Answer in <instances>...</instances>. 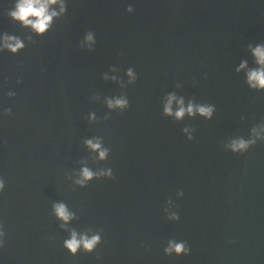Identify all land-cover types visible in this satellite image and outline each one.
Segmentation results:
<instances>
[{"label": "water", "instance_id": "water-1", "mask_svg": "<svg viewBox=\"0 0 264 264\" xmlns=\"http://www.w3.org/2000/svg\"><path fill=\"white\" fill-rule=\"evenodd\" d=\"M15 3L0 0V34L25 42L17 55L0 52L4 264H264V140L244 155L226 147L264 124V92L236 71L253 66L248 46L264 43V0H67L44 36L8 15ZM88 32L92 51L81 47ZM173 92L213 105V117L165 116ZM120 95L130 107L109 110L106 99ZM95 136L109 149L104 161L84 144ZM85 166L115 178L81 187ZM169 199L179 221L164 213ZM59 202L75 213L67 229L101 233L94 252L63 247ZM169 239L191 254L165 255Z\"/></svg>", "mask_w": 264, "mask_h": 264}, {"label": "clouds", "instance_id": "clouds-1", "mask_svg": "<svg viewBox=\"0 0 264 264\" xmlns=\"http://www.w3.org/2000/svg\"><path fill=\"white\" fill-rule=\"evenodd\" d=\"M67 10V0H16L14 9L11 10L8 15L13 20L19 22L22 27L30 29L36 36H44L47 32L51 31L55 20L67 14ZM127 12L132 14L133 8L128 7ZM94 44V33H86L84 40L81 42V47L86 45L88 51H92ZM24 48L25 42L20 37L7 33L0 34V52H9L12 55H17L23 51ZM248 50L252 56L253 66L250 67L248 61L243 60L236 68V71L238 73L244 72L245 83L251 90L264 92V43L256 44L255 46L249 45ZM111 71L115 72L116 69L112 68ZM126 76L128 77L127 84H135L138 79L136 73L131 68L127 70ZM104 79L117 81L118 78L116 76L109 77L107 73H105ZM16 82L17 84L22 83L20 78H17ZM119 83L121 88L126 87L123 80H120ZM7 95L12 97L15 96V93L8 92ZM105 102L109 110H119L120 113L125 112L130 107L129 100L125 95L107 98ZM214 111L215 108L213 105L195 103L193 100H189L186 104L185 99L182 96L178 97L174 92L169 93L164 98L163 114L168 117H173L176 120L182 119L185 115L195 117L197 114L210 120L213 117ZM2 114L11 115L12 109L4 108ZM105 119H108V117H105ZM89 120H96L94 113L89 114ZM193 131L194 130L189 128L184 129L189 141L194 139L192 135ZM258 140H264V124L252 128L251 138H234L226 147L233 153L244 155L249 149L256 145ZM84 144L90 152L98 154L93 157V159L104 161L109 156V149L103 146V140L99 136L84 140ZM75 175L77 178L74 180V183L81 187H85L88 182L92 181L94 178H115L111 168L92 171L87 166L82 167ZM5 186V179L0 176V193L4 192ZM177 195L183 197L184 192L180 190ZM167 204L168 206L164 208V213L167 218L172 221H179L180 215L178 209L176 211H171V206L173 204L172 200L169 199ZM52 208L53 215L63 222L60 225L61 228L70 232V237L64 240L63 247L73 256L79 251H83L84 253L94 252L101 243V233H78L74 229H67V224L75 218V213L69 211L68 207L63 202L54 203ZM5 238L6 233L4 226L0 224V249L5 247ZM229 243H235V241H229ZM163 251L167 256H187L191 254V248L186 241L177 242L175 239H169ZM97 259H99V257H97ZM0 264H4L2 259H0Z\"/></svg>", "mask_w": 264, "mask_h": 264}]
</instances>
